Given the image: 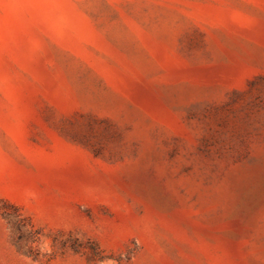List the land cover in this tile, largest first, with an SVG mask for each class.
I'll use <instances>...</instances> for the list:
<instances>
[{
  "label": "rangeland",
  "instance_id": "1",
  "mask_svg": "<svg viewBox=\"0 0 264 264\" xmlns=\"http://www.w3.org/2000/svg\"><path fill=\"white\" fill-rule=\"evenodd\" d=\"M0 264H264V0H0Z\"/></svg>",
  "mask_w": 264,
  "mask_h": 264
}]
</instances>
